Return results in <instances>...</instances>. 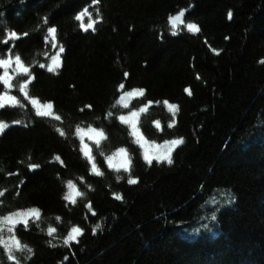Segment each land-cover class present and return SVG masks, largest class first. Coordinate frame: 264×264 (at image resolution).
<instances>
[{"label": "trees", "instance_id": "16d2710c", "mask_svg": "<svg viewBox=\"0 0 264 264\" xmlns=\"http://www.w3.org/2000/svg\"><path fill=\"white\" fill-rule=\"evenodd\" d=\"M9 54L30 72L0 82L23 105L0 108V217L40 212L15 227L20 264H264V0H0ZM138 111L147 142L183 141L171 165L131 146L119 117ZM93 128L98 173L78 141ZM121 148L119 172L104 158Z\"/></svg>", "mask_w": 264, "mask_h": 264}, {"label": "snow or ice", "instance_id": "6c2138e0", "mask_svg": "<svg viewBox=\"0 0 264 264\" xmlns=\"http://www.w3.org/2000/svg\"><path fill=\"white\" fill-rule=\"evenodd\" d=\"M86 14H87V10L85 9L84 12H81L76 16V19L79 21ZM183 15H184V13L182 12V13H180V16H175L172 18V22H173L174 26L176 25L177 21H179ZM94 24H95V21H93L92 23H89L87 25L81 24L80 27L84 30V32H88L89 29L95 30ZM188 28L189 29H195L196 25L190 23V24H188ZM50 31L52 33H55L56 29L51 28ZM11 36L13 38H17L15 32L11 33ZM61 51L63 52L64 50L61 49ZM53 63L58 64V61H54ZM13 65L16 66L15 71H17L19 73L28 74L30 72L29 68L24 65V63L22 62L21 57L19 55H16L15 58L13 59L12 55L9 54L8 58L0 59V69H3V74L0 75V82H2L3 85L7 86V88L9 90L12 89V87H13L12 81H13L14 77H13V75L10 74V71H9ZM48 71H55V69L50 68V69H48ZM123 87L124 86L121 85V88H123ZM19 91L23 92L24 98H29L28 92H27V83L20 85ZM128 95H132V93H128ZM31 104L36 106L37 113H38V115H41V116L48 115V112L41 110L42 107H46L47 109H51L53 107V105L51 103H49L45 106H41L39 101H37L36 99H31ZM6 105L23 106L21 104V99H18L17 96L10 95L9 92L5 91L2 95H0V108H4ZM141 111H143V109ZM138 115L139 114L137 112H132L131 116H120L119 119L122 122L131 125L132 135L137 138V142L143 141L142 146H144V148H145V160L147 161V163L149 165H151L153 159H156L157 161H161V162L166 160L167 163L169 165H171L173 163V161L171 159V152H172L171 146L180 145L183 143V141L182 140H173L170 142L171 146L165 145V151L164 152L158 151L156 155H154V156L150 155L149 149L150 148L159 149V146L154 145V144L149 145L148 142L146 140H144V137L142 136V134H140V132L137 128V117H138ZM57 119H59V117H57ZM157 127H159V125H157ZM0 129H3V124H0ZM80 131L82 132L83 130H80ZM89 131L92 134V137H93V139H95V142L97 144L100 143L101 138H104V132L102 130H97V129L93 128V129H90ZM126 152H127L126 149L121 148L119 150V152L116 153L115 155L120 156L121 154H126ZM86 155L88 156L89 160L93 161L92 166L94 169H96V164H95L93 157L91 156V151L88 150L86 152ZM113 159H114V157H108V164L111 167H115V165H113V163H112ZM121 166L127 168L128 162L125 161V163ZM96 171L98 172V169H96ZM130 183L135 184V183H137V181L131 180ZM70 187H71V185H70ZM39 218H40V212L38 209H29L28 211H17V212L10 213L9 215L0 217V232H3L4 229L7 228V231L9 233L7 238L0 236V246H2L4 249L7 250L8 256L10 259H12L14 261V264H20V261L14 255L15 252L19 251V252L23 253L26 251L28 253H31V251H32L26 244H22L20 242V240L15 236L14 233H15L16 225L23 224V225L27 226L30 219L39 220ZM215 220H216V216L212 215L211 221L214 222ZM99 227L100 226L97 225V228H99ZM207 228H208V224H207V222H205V224L203 226V230H207ZM54 231H55V229H49V234L51 235ZM94 232H95V230H94ZM72 233H73V235H70L67 238V240L65 241V243H68L69 241L73 240L75 234H77V233L82 234V230L79 228H74V229H72ZM198 234L199 233H196V235H198ZM52 246L55 247V245H52Z\"/></svg>", "mask_w": 264, "mask_h": 264}, {"label": "rangeland", "instance_id": "374dc122", "mask_svg": "<svg viewBox=\"0 0 264 264\" xmlns=\"http://www.w3.org/2000/svg\"><path fill=\"white\" fill-rule=\"evenodd\" d=\"M59 53L58 52H54V54L52 55V58H51V61H50V64H49V66H48V68L50 69V68H52V69H55L57 66H58V64H54L53 62L54 61H58V63H59ZM138 98V96L135 94V93H133L132 95H124V96H122L121 97V102H120V104L122 103V105H124V106H126V105H128V104H130V102H131V100H134V99H137ZM35 108H36V106H35ZM41 110H43V111H46L45 109H43V108H41ZM36 111H37V108H36ZM47 112V111H46ZM139 115H138V117H137V128H138V130H139V132H140V134H141V131H140V129H139V126H138V124H139V118H140V111H138L137 112ZM129 116H131V115H129ZM130 125V124H129ZM130 127H131V125H130ZM78 133V132H77ZM143 136V135H142ZM83 137V138H82ZM102 140V138L100 139V141ZM145 140V139H144ZM78 141L80 142V145H81V150H82V152H83V154H85V156H87L86 155V152L88 151V150H90V144H94V143H96L95 142V139H93V137H92V134L90 133V131L88 130L87 132H81L80 134H78ZM86 141V142H85ZM132 142H133V144L131 145L133 148H134V150H138L139 149V154L142 156V158L145 160V148H144V146H142L143 145V141H141V142H137V138L135 137L134 138V140H132ZM164 143V144H163ZM97 144V143H96ZM148 144L149 145H153V143H150L149 141H148ZM154 145H157V146H159V149H153V148H150L149 149V154L150 155H156L157 154V152L159 151V152H164L165 151V145H169V146H171L170 145V143H165V142H159V144H154ZM172 147V151H174L175 150V147H177V146H171ZM91 151V156H93V154H92V150H90ZM119 152V151H118ZM118 152H116V153H118ZM138 152V151H137ZM116 153H112L111 155H109V156H107V157H105L104 159H105V162L107 163V165H108V157H114V159H113V161H112V163H113V165H115V167H112L113 169H114V171H122V170H124V169H126L125 167H122L121 165H123L124 163H125V161H127L128 160V158H127V156H126V154H121L120 156H116L115 154ZM84 156V155H83ZM88 157V156H87ZM154 160H156V159H153V161ZM128 162V161H127ZM158 162H160V161H158ZM145 163H147V161L145 160ZM93 173H98L97 171H96V169H94L93 168ZM71 188V187H70ZM9 235V233H8V231H6V233H5V235H3V237L5 238V237H7ZM0 247H2V246H0ZM3 248V247H2ZM4 249V248H3ZM4 250H6V249H4ZM7 251V250H6ZM7 255H8V253H7Z\"/></svg>", "mask_w": 264, "mask_h": 264}]
</instances>
